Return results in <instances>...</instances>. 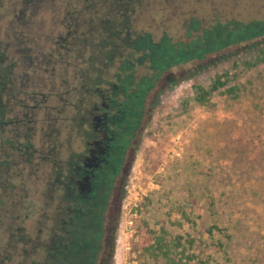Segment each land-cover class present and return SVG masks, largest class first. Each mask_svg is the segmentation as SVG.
I'll use <instances>...</instances> for the list:
<instances>
[{"label":"rangeland","instance_id":"1","mask_svg":"<svg viewBox=\"0 0 264 264\" xmlns=\"http://www.w3.org/2000/svg\"><path fill=\"white\" fill-rule=\"evenodd\" d=\"M3 4L0 0V26L8 19L1 17ZM254 23L264 28V0H159L140 11L131 37L147 35L153 44L165 38L175 50L191 44L203 30L238 24L251 28ZM261 47L264 31L234 35L206 53L170 57L158 69L151 68L149 58L140 59V52L123 49L99 71L101 89L128 77L133 84L146 80L151 91L134 152L120 174L122 183L117 180L110 241L105 240L98 264H138L147 230L160 225L171 236L188 232L197 237L204 264H264V187L257 197L250 195L259 174L252 159L264 143V62L249 69L241 66L253 62ZM223 72L236 75L227 86L235 84L238 96L214 94L208 105L195 104L192 85L207 86ZM94 100L93 94L85 97L86 107ZM40 132L47 137L34 140L33 148L40 153L29 172L17 165L4 171L7 158L0 148V264H46L50 238L58 232L60 192L52 179L62 158L66 123L61 120L51 131L43 127ZM76 137L71 147L77 148ZM209 193L217 217L205 212ZM178 208L195 228L186 222L179 228L173 225L180 219ZM229 215L241 232L229 244L216 233L210 241L228 244L227 254L204 247L209 242L200 234L204 224L217 220L219 227L225 226Z\"/></svg>","mask_w":264,"mask_h":264},{"label":"trees","instance_id":"2","mask_svg":"<svg viewBox=\"0 0 264 264\" xmlns=\"http://www.w3.org/2000/svg\"><path fill=\"white\" fill-rule=\"evenodd\" d=\"M158 1L3 0L1 17L8 19L0 26V148L7 158L2 164L6 170H2L8 171L17 165L27 166L26 172H29L32 159L40 153L33 148L34 140L47 137L46 133L37 135V131L43 127L51 131L61 120L66 123L65 148L67 151L71 148V140L81 127L79 114L88 108L85 97L95 93L99 71L113 60L114 52L123 49L140 52V59L149 58L151 68L158 69L168 56L175 57L179 52L200 55L217 43L214 40L207 44L209 34H214L216 27L201 31L191 44L175 50L165 38L156 44L147 35L132 38V24L137 15ZM11 26L16 29L12 30ZM221 29L225 32L224 39L226 34L228 38L237 34L235 25ZM256 54L253 62H241V66L249 69L264 62V47L257 49ZM125 63L122 62V67ZM235 78V74L229 76L223 72L215 74L207 86L192 85L194 103L206 106L214 94H225L229 99L237 97L238 87L235 84L227 86ZM252 162L259 174L250 195L257 197L263 190L259 187H264V143L257 147ZM55 175L54 184L57 183ZM207 195L209 202L205 212L217 217L215 198L210 193ZM177 211L180 219L173 222L176 228L183 222L195 228V222L189 220L182 208ZM227 219L225 226L222 225L225 229L219 227L217 220L201 227L200 234L209 238L204 247L211 246L227 254L226 247L234 240V234L241 232L230 220V215ZM147 233L149 236L141 246L138 264H204L198 257L202 242L192 234L171 236L162 225ZM215 233L223 236L227 246L220 240L210 243ZM207 259L206 256V263Z\"/></svg>","mask_w":264,"mask_h":264},{"label":"flooded vegetation","instance_id":"3","mask_svg":"<svg viewBox=\"0 0 264 264\" xmlns=\"http://www.w3.org/2000/svg\"><path fill=\"white\" fill-rule=\"evenodd\" d=\"M235 29L236 35L254 30ZM223 35L224 30L215 28L207 44L224 40ZM108 86L109 90L98 87L94 102L81 113L77 148L67 151L63 145L56 171L61 218L57 217L58 232L50 238L46 264H98L105 240L109 244L117 180L122 183L120 174L126 172L145 122L151 85L144 79L133 84L124 77Z\"/></svg>","mask_w":264,"mask_h":264},{"label":"water","instance_id":"4","mask_svg":"<svg viewBox=\"0 0 264 264\" xmlns=\"http://www.w3.org/2000/svg\"><path fill=\"white\" fill-rule=\"evenodd\" d=\"M252 28H254V30L250 29L248 30L246 33H242L243 35H247L248 37L251 36V35H256L260 32H263L264 31V28L261 27V25L259 23H254L251 25ZM246 29H249L248 27H246ZM236 35V34H235ZM240 35V34H239Z\"/></svg>","mask_w":264,"mask_h":264},{"label":"built area","instance_id":"5","mask_svg":"<svg viewBox=\"0 0 264 264\" xmlns=\"http://www.w3.org/2000/svg\"><path fill=\"white\" fill-rule=\"evenodd\" d=\"M128 224H130L131 222L129 221V222H127Z\"/></svg>","mask_w":264,"mask_h":264}]
</instances>
